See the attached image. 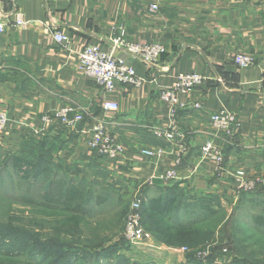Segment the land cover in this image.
Instances as JSON below:
<instances>
[{
    "label": "crops",
    "instance_id": "crops-1",
    "mask_svg": "<svg viewBox=\"0 0 264 264\" xmlns=\"http://www.w3.org/2000/svg\"><path fill=\"white\" fill-rule=\"evenodd\" d=\"M153 3L156 10L150 9ZM0 10L3 18L11 20L18 12L30 22L27 28L8 27L0 37V108L8 114L0 150L15 152L24 140H46L55 144L60 159L84 175L100 168L110 180L163 187L158 195L175 187L185 196L213 199L216 205L208 204V210L250 200L264 211V0H0ZM57 31L68 40L57 41ZM115 35L160 43L166 51L148 66L113 47ZM87 45L125 60L144 78L142 85L118 83L104 91L78 70V54ZM237 52L253 55L255 64L237 66ZM193 71L202 80L181 97L185 106L176 121L183 150L177 162L178 144L154 135L169 124L159 90L172 86L178 73ZM106 100L119 108L102 110ZM63 106L84 110V122L67 127L55 119L41 121ZM219 110L236 114L239 129L227 140L215 138L224 154L217 165L201 156V146L211 137L210 115ZM94 116H103L121 143L124 154L118 160L87 147L84 128ZM152 147L163 148V155L141 153ZM169 169L177 177L163 179ZM238 169L250 183L246 189L237 186Z\"/></svg>",
    "mask_w": 264,
    "mask_h": 264
},
{
    "label": "rangeland",
    "instance_id": "rangeland-1",
    "mask_svg": "<svg viewBox=\"0 0 264 264\" xmlns=\"http://www.w3.org/2000/svg\"><path fill=\"white\" fill-rule=\"evenodd\" d=\"M37 153L57 182L79 187L76 203L85 211L71 212L66 201L42 202L50 177L29 184L3 172L6 152L0 150V264H57L60 257L58 264H264V227L262 219L254 221L262 216L264 222V211L250 200L214 211L206 209L216 205L213 199L176 192L181 206L168 221L173 240L155 231L141 205L139 222L151 238L132 242L126 230L133 202L156 197L163 187L110 180L100 168L84 175L58 157L54 143L37 147Z\"/></svg>",
    "mask_w": 264,
    "mask_h": 264
},
{
    "label": "built area",
    "instance_id": "built-area-1",
    "mask_svg": "<svg viewBox=\"0 0 264 264\" xmlns=\"http://www.w3.org/2000/svg\"><path fill=\"white\" fill-rule=\"evenodd\" d=\"M158 5H150L151 10H156ZM30 22L25 20L21 13H16L11 20L3 18L0 10V37L6 32L8 27L27 28ZM57 41H67L68 36L60 31L55 32ZM113 47H122L133 57L141 59L148 66L157 62L159 57L165 53L166 49L160 43H140L126 40L123 35H115L111 38ZM233 62L239 67H247L255 64V57L251 54L237 52L233 56ZM78 70L85 76L91 77L104 90L112 91L118 83L129 84L134 87L142 85L144 78L137 75L135 69L122 58L112 52H104L98 46L87 45L78 54ZM202 80L197 72H182L175 77L174 84L159 90V98L167 103L169 111V124L163 128H157L154 135L158 139H164L170 143L178 144V140L183 137L178 129L176 116L178 111L185 106L181 97L189 94ZM194 107L199 108V103H194ZM119 105L114 100H106L102 103V110H117ZM58 120L64 126L76 127L84 122L85 111L78 110L71 106H63L52 113L42 116L43 123L51 120ZM8 123V114L5 109L0 108V132H3ZM210 138L201 146V156L210 158L217 165L223 163L224 154L221 147L215 143V138L220 141L227 140L238 132L239 122L236 114L227 110H219L210 115ZM86 134V145L98 156L116 161L124 154L123 147L118 138L109 129V124L103 116H94L88 120L84 128ZM220 136V138H219ZM177 142V143H176ZM183 145L178 144L176 161H180V154ZM141 153L150 157H161L164 149L161 147L143 148ZM237 186L246 189L250 186L245 180L244 171L238 169L235 173ZM163 179H173L177 177L174 169L167 170ZM141 202L136 200L132 204V214L129 217L127 226V236L132 242H144L151 238V233L139 222Z\"/></svg>",
    "mask_w": 264,
    "mask_h": 264
},
{
    "label": "trees",
    "instance_id": "trees-1",
    "mask_svg": "<svg viewBox=\"0 0 264 264\" xmlns=\"http://www.w3.org/2000/svg\"><path fill=\"white\" fill-rule=\"evenodd\" d=\"M48 142L45 141H35L32 139L24 140V142L19 147V150L15 152H6V157L4 158L2 164L3 172H10L11 174L18 177L20 180L27 182L29 184L36 183L38 179L45 175L50 177L49 186L46 191L42 192L41 200L46 204L65 202L67 207H70L68 210L71 212L85 211L82 210L80 206H77V196L78 186L74 185H65V181H56L55 174L52 175L51 167L44 163L43 155L37 153V147H45ZM32 145V146H31ZM50 145V144H48ZM21 152V153H20ZM33 156V157H30ZM39 156V162L36 158ZM52 175V176H51ZM5 178V175L2 176V179ZM175 187H170V189L161 195L156 197L143 200L141 205L148 217V219L154 224L155 231L167 241L173 240V234L169 228L168 221L170 219L169 214L172 209L176 210L181 206L179 199L177 198V193L174 191ZM178 199V200H177ZM75 203V206H73ZM259 225L264 227V222L262 216H254L255 225L260 221ZM73 229H77V226H72ZM10 232V231H9ZM11 234L17 235L16 232ZM61 261V257L58 258L57 264Z\"/></svg>",
    "mask_w": 264,
    "mask_h": 264
}]
</instances>
